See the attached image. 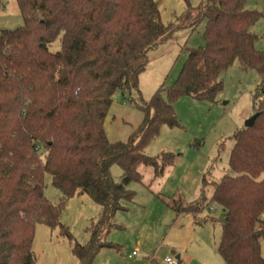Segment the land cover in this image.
I'll list each match as a JSON object with an SVG mask.
<instances>
[{"label":"trees","instance_id":"obj_1","mask_svg":"<svg viewBox=\"0 0 264 264\" xmlns=\"http://www.w3.org/2000/svg\"><path fill=\"white\" fill-rule=\"evenodd\" d=\"M17 3L24 24L0 29V264H36L37 223L68 236L79 264H91L101 247H114L102 233L126 209L122 201L135 199L128 184L143 180L139 166H152L159 177L174 163L173 153L150 156L145 147L162 125L179 124L174 104L182 95L217 101L223 74L237 59L261 76L258 116L235 131L229 171L212 193L223 210L217 251L227 264H264V50L255 46L254 30L264 12L248 9L246 0H203L191 25L206 19L205 44L189 49L175 82L146 100L139 77L148 52L186 26L191 9L173 25L164 23L156 0ZM60 35L61 48L50 50ZM132 89L141 97L143 120L127 141H110L104 123L113 97ZM113 164L122 168L119 182ZM45 172L62 194L59 204L44 193ZM76 194L89 195L101 210L86 244L73 240L60 220L65 201ZM176 210L196 215L201 208Z\"/></svg>","mask_w":264,"mask_h":264},{"label":"rangeland","instance_id":"obj_2","mask_svg":"<svg viewBox=\"0 0 264 264\" xmlns=\"http://www.w3.org/2000/svg\"><path fill=\"white\" fill-rule=\"evenodd\" d=\"M156 1L166 24L177 25L189 9L192 14L186 26L176 29L172 37L148 52L147 68L139 77V88L146 100L160 86L175 82L189 49L205 44L206 19L191 25L203 0ZM245 5L264 12V0H246ZM23 24L17 0H2L0 29H14ZM254 30L259 35L255 46L264 50V18L257 21ZM60 48L61 35L49 44L52 51ZM223 81V89L215 102L198 100L191 95H182L176 100L174 109L179 124L162 125L145 147V153L150 156L173 153L174 163L167 165L159 177H154L152 166H139L143 180L128 184L136 193L135 199L122 201L126 209L118 210L112 219L115 225L105 235V229L102 233L114 247L99 248L91 264H153L152 260L162 263L167 254L177 257L176 253L184 249L183 243H190L197 234L195 231L201 232L214 247L219 244L223 210L212 193L216 183L229 171L235 131L244 127L256 113L261 76L254 70H244L237 59L223 74ZM139 102L141 97L135 89L126 90L124 94L116 92L104 123L110 141H127L140 125L144 112L137 105ZM111 173L115 181H121L123 171L118 164L111 166ZM45 175L44 193L51 202L59 204L62 194L53 184L51 174L45 172ZM190 205H198L201 211L196 215L181 211L179 218L184 219V225L172 227L175 226L173 220L178 219H174L176 209ZM100 211L92 197L76 194L65 201L60 220L72 233L73 240L86 244ZM72 242L59 228L37 223L32 244L36 264H79ZM261 249L264 255V240ZM133 250L137 254L132 255ZM215 254L218 264H227L218 251Z\"/></svg>","mask_w":264,"mask_h":264},{"label":"crops","instance_id":"obj_3","mask_svg":"<svg viewBox=\"0 0 264 264\" xmlns=\"http://www.w3.org/2000/svg\"><path fill=\"white\" fill-rule=\"evenodd\" d=\"M180 214L181 213H177L175 215L174 219H176V218H178V219L173 220L175 222V226H172V227H176L178 225H180V226L184 225L182 223L184 221V219L179 218V217H181ZM176 221H177V223H176ZM185 221H186V218H185ZM195 232L197 234L193 237V239H190L191 242L190 243H187V242L183 243L182 248H184V249L179 250L176 253L177 257H175V258L177 259L178 264H218L219 261L217 260L216 254H215V252L217 253V250H216L217 245L215 244V247H214V245H212L208 241V239L201 234V232H197V231H195ZM186 240H188V239H186ZM134 251L135 250H133L132 252H134ZM132 255H135V254H132ZM168 255L169 254H167L166 256H168ZM165 257H164L162 263H159V262L158 263L159 264H167L165 262Z\"/></svg>","mask_w":264,"mask_h":264},{"label":"built area","instance_id":"obj_4","mask_svg":"<svg viewBox=\"0 0 264 264\" xmlns=\"http://www.w3.org/2000/svg\"><path fill=\"white\" fill-rule=\"evenodd\" d=\"M132 254H136V251L132 252ZM165 262L167 264H178V261L176 258H174L172 255H168L165 257Z\"/></svg>","mask_w":264,"mask_h":264},{"label":"water","instance_id":"obj_5","mask_svg":"<svg viewBox=\"0 0 264 264\" xmlns=\"http://www.w3.org/2000/svg\"><path fill=\"white\" fill-rule=\"evenodd\" d=\"M258 116V113H255L254 115H252L247 121L245 126L246 127H250L251 125H253V123L255 122L256 117Z\"/></svg>","mask_w":264,"mask_h":264}]
</instances>
